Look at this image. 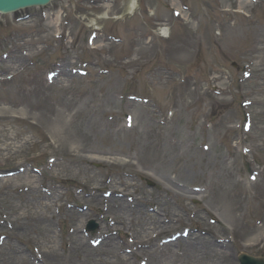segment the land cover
Instances as JSON below:
<instances>
[{
	"label": "rangeland",
	"instance_id": "374dc122",
	"mask_svg": "<svg viewBox=\"0 0 264 264\" xmlns=\"http://www.w3.org/2000/svg\"><path fill=\"white\" fill-rule=\"evenodd\" d=\"M28 177L36 188H18ZM41 211L55 216L58 264L264 258V0H54L0 15V222ZM14 231H0V264L51 249L41 230Z\"/></svg>",
	"mask_w": 264,
	"mask_h": 264
},
{
	"label": "bare ground",
	"instance_id": "6f19581e",
	"mask_svg": "<svg viewBox=\"0 0 264 264\" xmlns=\"http://www.w3.org/2000/svg\"><path fill=\"white\" fill-rule=\"evenodd\" d=\"M94 50H96V46H93ZM9 161V160H8ZM20 178V177H18ZM17 178V179H18ZM29 178V177H28ZM30 180V178L28 179ZM23 187L24 190L26 191H31L33 189H35V183L33 181H27V182H23L21 185H18V188ZM45 200V198L43 199ZM46 201H48L46 199ZM60 199L56 198L52 201H50V203L44 202V203H39L40 205H38L39 208H44L46 209V211L51 210V208L53 206H57V204L59 203ZM124 206H122V210L121 212L127 213L129 216H133V214H135L134 210L132 207H128L125 204H123ZM109 212V211H108ZM51 213V212H50ZM122 217V216H120ZM123 218V217H122ZM26 220L25 223H23V220ZM24 219L22 218H14V213L10 212L7 215L4 216V220H2L1 224H0V231H4L6 229V227H8L9 229L13 228L14 234L13 237L22 241L23 237L19 234L20 232H29L32 230L33 231H38L41 230L42 234L46 236L47 238V243L51 245V249H46V247H42V248H38L36 250V253L34 254L32 261L33 264H58L60 262V260L64 259L65 256L64 255H59L56 250H54V246H52V244H54L53 240L55 239L54 237L51 236L52 233H54L53 229H54V220H55V216L52 214L47 215L45 214L44 211H41L39 214L33 213V214H27L25 215ZM119 219V218H117ZM115 217L112 218V225L116 226H124V220L122 221L121 218L119 220H117ZM161 220H157L154 224H152L151 226H156V223L160 224ZM143 228H146L145 226ZM77 230V229H76ZM76 230L73 229L71 230L70 233V242L69 245H67V256L73 257L74 255H78V252H80V248L78 246V243L80 242V236L78 234V232L76 233ZM78 231V230H77ZM140 233L136 234V236L139 238ZM142 235V234H141ZM147 237V236H146ZM148 239V237H147ZM150 238L148 240L145 241L144 237H143V246L147 243H150ZM46 242V241H45ZM116 246V245H114ZM112 246V248L114 247ZM217 251V250H216ZM25 251L21 250V249H17L14 250L12 256L5 258V260L3 261L4 264H16V262L18 260H23V255H24ZM105 256L109 257L111 255H114V251L112 249V251H105ZM219 252H215L214 254H218ZM119 261V260H118ZM118 261H113V262H107L109 264H118Z\"/></svg>",
	"mask_w": 264,
	"mask_h": 264
},
{
	"label": "water",
	"instance_id": "95a60500",
	"mask_svg": "<svg viewBox=\"0 0 264 264\" xmlns=\"http://www.w3.org/2000/svg\"><path fill=\"white\" fill-rule=\"evenodd\" d=\"M50 1L51 0H0V12L9 13L29 6L46 5ZM240 260L242 264H264L263 260L247 256H242Z\"/></svg>",
	"mask_w": 264,
	"mask_h": 264
}]
</instances>
